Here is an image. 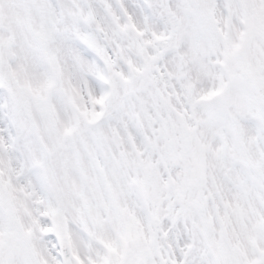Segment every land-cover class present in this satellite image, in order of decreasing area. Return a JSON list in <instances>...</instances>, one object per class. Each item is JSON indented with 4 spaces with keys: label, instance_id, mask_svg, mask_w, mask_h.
I'll return each instance as SVG.
<instances>
[{
    "label": "snow or ice",
    "instance_id": "6c2138e0",
    "mask_svg": "<svg viewBox=\"0 0 264 264\" xmlns=\"http://www.w3.org/2000/svg\"><path fill=\"white\" fill-rule=\"evenodd\" d=\"M0 264H264V0H0Z\"/></svg>",
    "mask_w": 264,
    "mask_h": 264
}]
</instances>
